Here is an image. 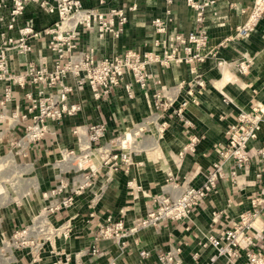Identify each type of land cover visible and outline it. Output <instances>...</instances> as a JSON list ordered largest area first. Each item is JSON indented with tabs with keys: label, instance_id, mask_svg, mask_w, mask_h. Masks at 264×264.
<instances>
[{
	"label": "crops",
	"instance_id": "0c3cea01",
	"mask_svg": "<svg viewBox=\"0 0 264 264\" xmlns=\"http://www.w3.org/2000/svg\"><path fill=\"white\" fill-rule=\"evenodd\" d=\"M80 2L83 7L96 6L94 0ZM10 5V0H0V30L4 28ZM132 5L134 8H129ZM250 6L251 0H215L205 9L201 22H195L194 11L185 0H105L98 6L100 10L122 8L126 16L118 38L108 35L97 38L93 30L77 27L74 52L90 49L96 58L118 55L126 50L159 53L160 47L153 45L154 40L164 41L172 32L204 29L207 42L199 50L203 59L195 64L204 87L192 88L197 101L195 104L188 102L182 111L183 118L191 125L189 132L202 134L203 138L193 152H186L178 159L177 153L187 141L182 121L169 114L165 118L166 128L161 133L157 130L160 110L154 108L155 96L160 100H174L170 108H175L182 99L189 100L186 91L194 74L186 63H148L145 68L151 78L144 90L133 82L129 72H125L121 82L105 97L95 99L87 86L75 91L69 101H77L79 111L63 117L58 123L48 122L47 133L39 141L27 145L24 154L4 153L1 146L0 155H10V159L1 164L11 162L13 165L12 156H21L22 165L14 164L13 173L25 174L22 178L25 187L13 189L22 208L1 217L9 218L11 222L32 221V216L44 211L42 208L47 209L82 183L88 172L78 168L74 158L84 145L86 129L91 124H102L104 133L91 148L90 162L99 163L104 150L117 148L127 135L130 139L126 145L132 163L124 170L114 172L107 164L100 165L95 174L87 176L88 185L74 195L68 208L44 211L48 227L56 228V231L50 233L48 229L47 235L42 237L35 233L41 243L39 260L32 262L30 247L21 250L20 262L52 264L68 254L77 264H156L158 253L178 245L180 264L224 263V258L217 256L212 247H201L199 242L206 234L219 235L230 227L238 213L249 206L250 198L264 199V156L258 153L264 145V15L250 32L241 37L236 35V28L244 22ZM154 18L163 22V33L154 31L151 25ZM56 20V13H47L37 1H29L15 20V28L28 24L33 30L40 31ZM7 33L17 36L15 30ZM47 38L45 34L29 38L31 50L25 54L8 50L9 70L21 72L25 62L36 61L38 55L50 59ZM218 61L222 66L216 65ZM241 61L246 65L243 71L238 69ZM125 84L130 87V96L124 91ZM252 107H259L262 112L256 137L247 143L249 157L246 164L230 180L227 177L230 164L226 162L223 165L226 176L218 180L214 191L191 210L188 218L164 220L118 239L96 237V230L106 217L112 221L120 220L127 229L155 206L154 196H175L185 184L199 185L205 171L217 158L218 144L223 142L226 127L234 122L240 110L249 111ZM65 151H72L68 155L69 166L63 162ZM9 175L12 177V173ZM60 179L65 183L60 192L44 196L43 192L53 189ZM213 213L217 214L215 222L211 219ZM263 223L264 206L260 218L253 224L249 244L252 250L264 255ZM65 227L68 234L63 237L61 228ZM91 246L97 248L98 255L82 254ZM4 251L6 249L0 253ZM140 251H146L147 255L139 256ZM193 253L197 254L195 259Z\"/></svg>",
	"mask_w": 264,
	"mask_h": 264
},
{
	"label": "built area",
	"instance_id": "2783aa9c",
	"mask_svg": "<svg viewBox=\"0 0 264 264\" xmlns=\"http://www.w3.org/2000/svg\"><path fill=\"white\" fill-rule=\"evenodd\" d=\"M29 1H37L38 6L47 13H56L57 20L40 31L33 30L28 24L15 28V20ZM95 1L100 5L104 3V0ZM214 1L185 0V3L193 9L195 22H201L205 9ZM10 3L4 28L0 30V144L15 148L14 153L16 154H24L27 145L39 141L47 133L48 122L58 123L63 117L71 116L79 111V103L69 101V97L75 91L87 86L95 99H99L101 96L105 97L112 88L121 82L125 72H129L133 82L144 90L151 78L145 68L148 63L183 62L189 65L190 72L194 74L186 91L189 100L182 99L177 102L175 108H170L174 100L170 98L160 100L159 96H155L153 105L155 109L160 110V120L157 123L158 132L161 133L166 128L167 120L165 118L169 114L182 121L187 133V141L177 153L178 159H181L184 153L195 150L196 144L203 136L189 132L188 129L191 125L183 118L182 111L188 102L195 104L197 101L192 88L204 87V81L196 71L195 65L203 59L199 50L207 42V33L204 29L184 33L172 32L164 41L154 40L153 45L160 47L159 53L154 51L139 53L136 50H126L118 55L96 58L90 49L81 53L74 52V40L78 35L77 27L80 25L85 30H93L97 38H103L105 35L114 39L118 38L126 22L122 8H109L105 11L87 10L80 7L78 0H53L52 3H48L46 0H10ZM129 8L134 7L132 5ZM248 13L246 21L236 28L238 37L247 34L255 26L257 20L264 13V0H251ZM151 25L156 33H163L165 30L164 24L159 18L152 19ZM14 30L17 36L7 33ZM40 34L48 36L47 48L51 53V58L47 59L45 56L38 55L36 61H26L21 72L10 71L7 64V51L13 49L17 54L30 52L31 45L28 39L36 38ZM216 65L220 67L222 62H216ZM245 67L244 62H239L238 69L240 71H243ZM123 88L127 96H130L129 85L125 84ZM18 92L20 93L18 94ZM261 112V108L252 107L249 111L240 110L236 114L234 122L229 124L224 131L223 142L218 144L216 160L205 171L204 178L199 185L185 184L175 196L164 194L154 196L155 206L148 210L143 218L134 220L127 229L123 228L120 220L112 221L106 217L103 224L98 226L96 237L118 239L140 228L157 225L164 220L180 221L188 218L191 210L204 197L214 191L218 180L226 176L223 170V165L226 162L230 164L227 172V177L230 180L236 177L238 169L244 167L249 157L247 143L256 137L260 127ZM103 133L104 126L102 124L89 125L86 129L84 145L76 155V157H83L84 162L77 166L82 170L86 169L87 176L95 174L102 164H107L108 168L114 172L120 169L124 170L132 163L129 147L125 142L126 136L120 141L117 148L104 150L99 163L90 162L91 146L98 142ZM71 152L66 151L65 155H71ZM258 153L264 156V145L258 150ZM136 164L138 165L140 162ZM87 176L85 175L82 183L72 188L69 194L50 204L47 211L68 208L73 202L74 195L88 185ZM64 186L65 183L60 179L53 189L48 193L43 192V195L47 197V195L57 194ZM263 206L264 199L250 198L249 206L238 213L230 227L219 235L206 234L199 245L212 247L217 256L224 258L223 264H264V255L252 250L249 246L253 224L260 218ZM216 217L217 214L213 213L212 222H215ZM47 228L50 233L56 231V228L48 226ZM29 230L36 233L33 227ZM25 233L26 231L22 230L18 235L23 237ZM38 234L45 235V233ZM67 234V228H61V235L66 237ZM29 242V245L33 247L31 260L32 262L38 261V250L41 243ZM180 252L181 249L178 245L169 247L156 255V264H180ZM86 253L92 256L98 255L99 251L96 247L91 246L88 251H82V254ZM146 255V251L139 252L141 257ZM196 256V253L192 254L193 259ZM241 257L243 259L237 262ZM52 264L77 263L71 261L68 254H64L61 260H54Z\"/></svg>",
	"mask_w": 264,
	"mask_h": 264
},
{
	"label": "rangeland",
	"instance_id": "374dc122",
	"mask_svg": "<svg viewBox=\"0 0 264 264\" xmlns=\"http://www.w3.org/2000/svg\"><path fill=\"white\" fill-rule=\"evenodd\" d=\"M48 3H52L49 2L48 0H46ZM80 3V7L83 9H91V10H100L98 8V6H100V4H97L96 1L94 0L96 6L94 7H83L80 0H78ZM105 2V0H104ZM102 5V4H101ZM113 8V7H112ZM108 10V9H106ZM102 11V10H100ZM104 11V10H103ZM249 13L246 14L245 20L248 18ZM264 13L261 15L263 16ZM243 22V23H244ZM242 23V24H243ZM1 146H3L4 148V153L8 150H10V152H14L15 148H11L10 146H5L3 145V143L0 144V148H2ZM94 146V144L91 146V148ZM26 149H28V147H26ZM25 149V151H26ZM66 152V151H65ZM64 152V154H65ZM1 157V156H0ZM23 159L21 156H15L13 158L12 156V160H13V165L17 164L20 166V164L22 165L21 161L19 159ZM1 159V158H0ZM77 163V162H76ZM9 164L8 166H3L0 165V187L3 188V190L0 191V251H2V249H6V251L1 252L0 255V260L2 262V264H28V262L25 261H19L20 257V253L22 249L25 248H33L32 246H30V242L31 241L33 244L35 242L39 243L40 241L38 239H36L37 237H35V233L30 231L29 229L33 226H31L32 221L29 222H11L9 218H2L1 215L4 213L8 214V213H17L20 208H22V205L19 203L18 201V197L17 195L13 192V189L15 187L19 188L20 190L23 189L25 187V183L24 181H22V178L25 176V174H16L13 173L14 171V166ZM10 173H12V177H10ZM12 179V180H11ZM49 192V191H48ZM45 192V193H48ZM9 196L11 197L9 200ZM6 199L8 201H4L3 199ZM3 202V203H1ZM42 210H44L46 212V208H42ZM44 211H42V213L38 212L37 214H35L33 217L37 216V215H41L44 213ZM40 213V214H39ZM45 215V213H44ZM31 217V218H32ZM46 219V226H49V223L47 222V218ZM22 230H25L26 233L24 234L23 237H20L18 235L19 232H21ZM37 233V232H36ZM39 237H42V234H38ZM7 246V247H6Z\"/></svg>",
	"mask_w": 264,
	"mask_h": 264
},
{
	"label": "bare ground",
	"instance_id": "6f19581e",
	"mask_svg": "<svg viewBox=\"0 0 264 264\" xmlns=\"http://www.w3.org/2000/svg\"><path fill=\"white\" fill-rule=\"evenodd\" d=\"M128 139H130V138H128L127 135H126L125 142ZM7 159H10V155H7V156L1 158L0 159V165L8 166L11 162L5 163V164H3V163L1 164V162L5 161ZM69 159L70 158L68 157V155H64V157H63L64 161L63 162H65L68 166L70 165V162H71ZM74 159L76 160L78 165H81L84 162V159H83L82 156L75 157ZM45 222H46V220H45L44 213L34 217L33 222H32V226L34 228V231L37 232V234L38 233H45V235H47L46 231L48 230V228H47Z\"/></svg>",
	"mask_w": 264,
	"mask_h": 264
}]
</instances>
